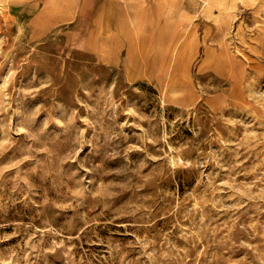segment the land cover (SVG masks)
<instances>
[{
  "label": "rangeland",
  "instance_id": "374dc122",
  "mask_svg": "<svg viewBox=\"0 0 264 264\" xmlns=\"http://www.w3.org/2000/svg\"><path fill=\"white\" fill-rule=\"evenodd\" d=\"M0 264H264V0H0Z\"/></svg>",
  "mask_w": 264,
  "mask_h": 264
},
{
  "label": "bare ground",
  "instance_id": "6f19581e",
  "mask_svg": "<svg viewBox=\"0 0 264 264\" xmlns=\"http://www.w3.org/2000/svg\"><path fill=\"white\" fill-rule=\"evenodd\" d=\"M233 70H234V67H233ZM234 77H237V73L236 71L234 70V74H233Z\"/></svg>",
  "mask_w": 264,
  "mask_h": 264
}]
</instances>
